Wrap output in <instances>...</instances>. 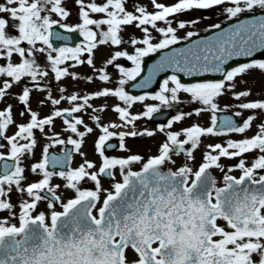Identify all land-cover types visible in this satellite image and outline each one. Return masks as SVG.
I'll list each match as a JSON object with an SVG mask.
<instances>
[{"label": "flooded vegetation", "instance_id": "af4514ba", "mask_svg": "<svg viewBox=\"0 0 264 264\" xmlns=\"http://www.w3.org/2000/svg\"><path fill=\"white\" fill-rule=\"evenodd\" d=\"M12 6L13 3L9 0H6L5 5H0V235L16 232L14 237L20 240L28 235L30 229L39 231L44 228L57 229L61 234L72 226L59 222L60 217L67 214L71 207L83 199L92 201L94 198L92 211L98 218L107 198L117 193L131 175H136L135 197L138 199L136 204L140 211L139 218L142 219L144 216V220L150 221V226H167L172 222L171 216L175 212L186 218L185 228L194 229L198 233L199 228L205 225V214L215 213L213 226L217 231L211 236L214 248L229 252L235 259L234 264H242L243 250L251 248L261 257V262L255 264H264V201L252 207V196H260V198L264 196V181L258 184L259 181L264 180V156L259 159L251 151L253 148L254 150L261 148V153L263 152L264 155V121L253 122L252 105L248 104L242 110L214 106L215 98L226 79L184 81L175 75H169L168 78H165L167 76L165 75L159 82V90L156 87L153 90H138L139 93H135L128 89V86L131 78L141 70V61L139 68L132 72L123 85L125 94L120 100L124 103L119 110L122 115H119L117 122L110 123L112 127L110 130L106 128L101 130L90 142V145L95 144L94 156L87 154L89 158L85 162H79L80 152L84 148L83 142H88L84 138L95 135L93 128L85 131H78L75 128L70 132L71 137L67 141L59 136L66 132L52 131L57 133L56 138L58 137L57 142L60 147L54 144L48 145L44 154L40 155L38 151L43 147L28 141L30 135L35 136L40 133L38 131L35 133L33 128L29 131L22 118L29 111L32 118L62 117L67 121L77 119L78 121L75 122L79 123L76 104L87 105V98L92 97V93L88 92L85 96H81L82 100L79 99L77 102L79 92H77V84L71 78L78 77L77 67L82 66L77 64L78 60L80 57L84 60L88 59L92 49L84 45L54 46L49 35L50 23L56 20L50 21L46 26L41 11L38 12L34 32L27 29L25 34L22 33L26 20L21 15L13 13ZM26 17H29L28 13ZM85 21L92 20L86 17ZM60 23L68 28L79 26L84 37L83 42L90 40L89 34H86V24ZM93 34L95 36L99 34L97 26L93 27ZM29 37H34L32 42L35 43L31 46ZM46 39L48 46H44ZM248 64H241L232 69L230 76L235 75L241 67ZM44 67H47V72H44L46 71ZM105 75L104 72L100 74L101 77ZM47 76L52 78L44 81ZM33 96H38L39 102L50 109L48 113L43 115L42 110L36 108L30 112L31 107L28 109V103H33ZM184 96L192 99L201 97L210 103V105L203 104V108L196 107L194 110L193 113L201 118L206 112H213L215 115L213 124L210 125L209 135L212 136V141L207 143L203 151L198 150L201 149L200 143H205L200 141L201 138L198 144L194 135L181 141L182 128L170 129L173 124H179L178 120L183 117L184 110L179 108L178 101ZM131 108L134 114L139 116L145 114L144 122H148L149 126L141 128L142 125L133 122L132 117L129 116ZM224 109L230 111L231 118L226 120V124H231L232 127L215 129L218 111ZM15 118L21 119L17 134L16 136L12 134L13 138L9 137V143H5L6 128L9 124H14ZM33 123L37 125L36 122ZM192 124L199 123L194 120ZM242 129L246 132L244 137H229L232 148L226 155L232 157L246 153L249 157L238 166V168L243 167L241 174L230 175L226 169L221 168L222 152L219 150L221 143H217L215 140L218 139H214V136L229 133L235 135ZM136 136L149 139L145 145L139 142L138 150L130 146L132 142H127ZM185 142L188 144L190 142L188 148H185ZM90 145L85 149L87 150ZM142 146L146 151L142 150ZM68 147L72 148L71 155L66 153L65 149H70ZM5 148L8 150L2 151ZM211 149H214L213 153H210ZM154 150L156 152L150 155L148 151ZM196 150L198 152H195ZM182 159L190 161L191 164H181ZM218 170L221 172V178L217 173ZM28 174L32 175L28 176ZM103 179L107 180L104 181V185L114 184V188L105 192L101 199L100 191L104 188L98 185V181ZM240 179H246L244 194L250 197L245 202L246 208L240 212L242 215L231 214V218L242 221L234 224L229 215L221 212L236 213L235 208L222 204L229 202L226 201L228 194L231 196L243 194L242 191L233 192L231 188L227 191L231 181ZM220 198L225 200L221 201ZM260 198L257 200L259 201ZM105 227L113 229L111 225ZM229 227L243 234L235 240L239 242V247L243 248L238 253L230 246V239L223 238L224 234H229L227 231ZM105 233L102 243L119 244L122 240L119 231ZM156 236L152 235L154 238L151 242L152 247L162 244V237ZM146 238L149 240V237ZM136 241L141 243V240L136 239ZM130 248L139 254L140 260H128L132 252ZM114 253H118L117 250H114ZM124 255L126 264H142L141 253L134 246L127 244ZM111 262L118 263L119 259L115 258Z\"/></svg>", "mask_w": 264, "mask_h": 264}, {"label": "rangeland", "instance_id": "374dc122", "mask_svg": "<svg viewBox=\"0 0 264 264\" xmlns=\"http://www.w3.org/2000/svg\"><path fill=\"white\" fill-rule=\"evenodd\" d=\"M227 1L229 9H221L217 3ZM232 0H9L13 3L11 10L13 13L21 15L25 18V26L23 32L26 33L27 29L33 31L37 26L38 12H43L45 25L50 21L59 20L65 25L86 24V34L88 33L90 40L81 42L88 48H91V55L88 59L84 60L82 57L78 60L77 67L78 77L71 78L77 84V92L79 97L85 96L88 92L92 93V97L87 98V105L80 106L76 104L79 123L67 121L65 118H48L47 116L41 118H32L29 111L22 118V122L26 123V127L34 129L35 133L38 131L40 134L35 136L30 135L28 141L43 147L38 151V154L43 155L48 145H56L60 147L57 142V133L52 131L60 130L66 132L64 135H59L67 141L71 137L70 132L75 128L78 131H85L86 129L95 131V135L85 136L84 139L88 141L83 142L84 148L80 152L79 162H85L89 157L87 154H96L95 144L90 145L91 140H94L97 134L103 130H110L111 122H117L120 106L123 105L120 98L125 94L123 85L129 79L132 72L139 68L140 62L156 49L173 42L182 41L193 34L207 31L227 20L249 13L254 10L264 8V0H242L238 3H231ZM6 0H0V5H5ZM224 5V4H223ZM237 6L238 9H232L231 6ZM5 12V11H4ZM28 13L29 17H26ZM86 17L92 21L86 22ZM86 22V23H85ZM99 30V34H93V27ZM26 30V31H25ZM35 37V35H33ZM34 37H29V45H33ZM48 39V38H47ZM45 41L44 46L49 43ZM13 44V43H11ZM33 57V56H31ZM85 57V56H84ZM36 63V60L34 61ZM43 69V67L41 66ZM40 68V69H41ZM47 72V67H44ZM106 73L101 77V73ZM88 76H91L90 78ZM169 74L165 77L168 78ZM52 77L47 76L44 81ZM226 81L220 87V93L216 96L214 106L219 108H235L242 110L243 107L252 105L253 111L251 116L254 121H264V54L252 61L248 65L241 67L235 75H229ZM165 85V84H163ZM173 86V84H172ZM170 86V87H172ZM159 87V84L157 88ZM160 88V87H159ZM159 88L157 90H159ZM37 94V92H34ZM122 93V94H121ZM177 93V92H176ZM182 94V92H179ZM185 94V93H184ZM33 103H28L30 112L32 109L42 110L41 113H48L50 109L40 103L38 96L32 97ZM89 102V104H88ZM210 105L209 102L199 98H190L188 96L181 97L178 101L179 108L184 110L182 119L178 120L179 124H173L170 129L182 128V140H187L191 136L197 137V144L200 141L201 150L207 147V143L212 141L210 125L214 121V113L203 114L202 118L198 114L193 113L196 107L203 108L202 105ZM26 108V106H25ZM248 110V109H247ZM131 108L130 117L132 121L142 125L141 128L149 126L146 121L145 114L139 116L134 114ZM41 116V114H38ZM21 119L15 118L14 124H9L6 128L5 143H9L13 135L16 136ZM27 120V122H26ZM196 120L199 124L193 125L192 121ZM33 122H36L35 125ZM33 123V125H32ZM23 125V124H22ZM156 126V125H155ZM24 128V127H23ZM64 130V131H61ZM244 129L238 131L235 135L233 133L215 135L214 139L217 143H221L222 152L220 159L222 160V169L230 175L241 174V169L238 168L244 159L249 157L244 153L238 156L229 157L226 155L230 148H232L229 137L236 136L242 138L246 132ZM255 131V130H254ZM33 132V131H32ZM68 133V134H67ZM208 134V135H207ZM14 136V137H15ZM32 136V137H31ZM95 136V137H94ZM13 138V137H11ZM142 138V139H140ZM149 139L136 136L134 139H129L127 142H132L130 146L138 150L139 142L143 145ZM185 148L189 144L185 142ZM63 144V142H62ZM78 144V143H77ZM87 150L85 147H88ZM20 146V145H19ZM197 148V147H196ZM8 150V148L2 151ZM142 150L146 151L142 146ZM196 150L195 152H198ZM211 149L210 153H213ZM255 156L261 159L264 155L261 153V148H254L251 150ZM154 154L156 151H148ZM197 153H195L196 156ZM181 164H191L190 161L182 159ZM95 164H98L95 162ZM196 165V163H195ZM221 178L220 170L217 171ZM32 174H28L31 176ZM35 175H33L34 177ZM30 179V177L28 178ZM86 179V178H85ZM105 179L98 181V185L103 187L100 191V198L102 199L105 192L114 188V184L110 186L104 185ZM107 182V180L105 181ZM109 185V184H107ZM99 191V190H97ZM100 203V202H99ZM1 216V214H0ZM228 235L224 234L225 240L230 239V246L238 253L243 248L239 247V242H235L236 237L243 236L241 231H235L230 227L227 229ZM232 238V239H231ZM132 252L129 254V261L136 259L140 260L139 254L130 248ZM242 264H255L261 262V257L255 254V251L248 248L243 250Z\"/></svg>", "mask_w": 264, "mask_h": 264}, {"label": "water", "instance_id": "95a60500", "mask_svg": "<svg viewBox=\"0 0 264 264\" xmlns=\"http://www.w3.org/2000/svg\"><path fill=\"white\" fill-rule=\"evenodd\" d=\"M80 29L79 26L68 28L56 21L50 25V41L54 46H77L83 39ZM263 54L264 8L235 16L207 31L157 49L145 57L140 75L130 82L128 89L135 93H139L138 90H153L161 78L170 73L178 74L184 81L223 79L230 69ZM131 86L135 88L132 89ZM230 118L229 110L218 111V121L214 128L232 127L231 124H226V120ZM68 148L70 149H65L66 153L71 155L72 148ZM245 180L230 182L227 191L231 188L233 192L242 191L243 194H228L231 197L227 195L226 201L229 202L222 204L235 208L236 213L221 212L229 215L234 224L242 221L231 218V214L242 215L240 212L246 208L245 202L250 197L244 194ZM135 185L136 175H131L120 191L107 199L99 219L91 213L93 200H80L67 214L60 217L59 222L72 226L61 234L57 229L44 228L39 231L30 229L28 235L20 240H16L13 234L2 235L0 264H122L124 248L128 243L140 251L143 264L234 263L229 252L215 250L210 239L217 231L213 226L215 213L205 214V225L199 228L198 233L194 229L185 228L186 218L175 212L171 216L172 222L167 226H150V221L144 220V216L139 218ZM262 197L252 196L253 208L264 201V196ZM106 225L113 226V229H107ZM109 231L120 232L122 240L119 244L102 243L105 232ZM152 235L162 237V244L157 249L151 248L154 239ZM136 239L141 240V243ZM114 250L118 253H114ZM157 253L162 256L157 257ZM115 258L119 259L118 263L111 262Z\"/></svg>", "mask_w": 264, "mask_h": 264}, {"label": "trees", "instance_id": "16d2710c", "mask_svg": "<svg viewBox=\"0 0 264 264\" xmlns=\"http://www.w3.org/2000/svg\"><path fill=\"white\" fill-rule=\"evenodd\" d=\"M239 1H242V0H232L231 3H238ZM226 3H227V1H224V2H221V3L216 4V5H219L221 9H227V10H230V9H229V5L226 4ZM223 4H224V5H223ZM231 8H232V9H238V7H237V6H234V5H232Z\"/></svg>", "mask_w": 264, "mask_h": 264}]
</instances>
